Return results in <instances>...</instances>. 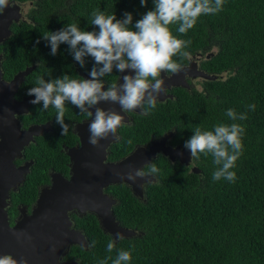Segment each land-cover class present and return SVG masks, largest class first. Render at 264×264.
I'll list each match as a JSON object with an SVG mask.
<instances>
[{"label":"trees","instance_id":"1","mask_svg":"<svg viewBox=\"0 0 264 264\" xmlns=\"http://www.w3.org/2000/svg\"><path fill=\"white\" fill-rule=\"evenodd\" d=\"M33 1L38 23L14 24L18 37L5 55L16 69L42 60L25 81L31 91L49 75L40 79L44 62L56 67L76 46L86 51L90 44L113 59L118 50L127 60L150 51L145 70L155 74L213 50L203 66L219 76L206 80L205 92L146 104L149 115L126 127L127 151L172 124L177 136L196 132L198 140L204 133L197 150L202 177L161 159L153 168L159 181L145 187L144 199L128 185H112L117 219L139 233L115 241L97 228L81 264H264V0ZM59 100L56 92L36 105L40 120H53L56 130L31 147L32 199L70 133L74 105Z\"/></svg>","mask_w":264,"mask_h":264},{"label":"flooded vegetation","instance_id":"2","mask_svg":"<svg viewBox=\"0 0 264 264\" xmlns=\"http://www.w3.org/2000/svg\"><path fill=\"white\" fill-rule=\"evenodd\" d=\"M12 7L16 8L18 6V13L20 14L19 20H13L11 29L14 24H20L22 22L38 23L35 19L39 15H34L32 12L33 0L27 1H17V0H7ZM9 6V7H11ZM2 8H0V11ZM11 37H18L11 32L9 36H5L3 40L0 41V69L2 72L1 78L5 82H10L16 74L24 71L28 67H33L32 71L24 76V79L19 85L18 90L14 93V98L18 101H22L25 97H31L36 95H44L40 100L31 102L27 106V110L21 113H15L16 118L20 123V130L27 131L34 127L33 139L29 144L25 145L21 155L15 156L13 163L17 168H28L29 170L22 174L20 179L16 182V185L11 187L8 191V195L2 204V209L0 210V235H4L10 232V228H14L15 225L23 218L28 217L33 213L36 200L42 188L50 186L52 184V178L58 174L62 175L67 179H71L75 174L76 162L67 153L70 148L82 147V139L79 134V128L88 124L90 126V141L91 146L103 157L104 163L119 162L124 159L127 155L133 152L135 149L144 148L150 150V147L155 142H161L165 139V145L167 147L174 148V154L172 157L166 155L163 151L157 152L156 156L152 158V161L145 164L140 169V174L147 175L155 178L152 181H147L144 183L145 187L150 183H155L159 181V177L153 168L158 165V163L163 160H168L170 164L177 167H186L188 171L195 172L198 175H203L201 162V157L197 155V150L199 145L202 144L205 139L204 133H198L200 138L196 140L195 134L192 137L188 136H177L176 131L178 125L172 124L171 128L165 131L160 136L151 135L148 141L135 142L133 147L127 151V131L126 127H133L138 123V119H143L149 115L148 109L145 108L146 104L165 102L169 99H176L181 94L194 95L196 92H205V86L207 78H203L198 74H184L179 81L180 85H171L165 91V93L155 92V99L147 98L141 99L139 109H134L130 105H123L122 111L127 115V120H121L120 124L115 129V137L112 139L111 136L104 138L106 118H105V108L98 105V101L102 96L104 99L108 98L109 95L115 91L120 83L123 73L126 70L125 65L131 63L133 60L139 57H146L145 63L140 66L139 70L134 74L135 83L143 88L157 82L163 75L171 77L177 70L182 67L192 66L196 68V71H204L209 73L203 66V62L214 55V51L210 50L207 52L197 51L195 53L188 54L185 63L180 64L172 70L166 69L165 66L161 67L157 74L150 70H145V67L149 61L150 51L141 50L138 55H135L132 59H125L126 51L118 50L113 52L107 50H101L97 52L94 50L93 44H90L89 50H83L77 47V51L72 52L70 55L60 58L59 64L54 66L48 65L44 62L45 67H42L43 73L40 79H43L45 73L49 71V75L46 76L45 82L42 84H37L35 90L31 91L29 87L25 86V81L38 64H41L42 60H34V64L27 65L24 68L16 69L14 65L6 64V52L10 43ZM99 54V55H98ZM112 54V55H111ZM113 63V66H112ZM62 64V65H61ZM67 64L68 66H64ZM64 67H69L66 68ZM71 68V69H70ZM196 71H194L196 73ZM55 74V79L53 80L50 75ZM35 74L34 76H36ZM52 82V83H51ZM57 92L59 97V103L61 104H71L74 105L72 110L74 114L70 119V133L62 137V141L59 142L61 146L62 155L59 154L56 161L52 163L54 165L49 166L40 173V181L37 184V194L35 198L32 199V194L29 188H26V183L29 175L32 173L33 168L36 164V157L30 156L34 154L31 147L33 145L37 146L40 144L41 140L48 133L55 131L54 121L51 119L40 120V112L37 111L36 105L40 103L48 102L54 93ZM66 92V94L64 93ZM164 94L166 97L164 100H160L159 95ZM42 127V130L37 134L35 129ZM59 132V131H57ZM61 133V131H60ZM104 138V139H103ZM1 140V137H0ZM40 140V141H39ZM99 144L97 145V143ZM108 142L105 148V158L102 151L103 145ZM97 147V149H96ZM95 153V151H94ZM95 154L91 155V158ZM181 165V166H180ZM151 169H148V167ZM197 168V171H194ZM128 185L125 182L112 183L104 188V192L116 199V204L119 200L111 193L110 187L112 185ZM24 188V192H23ZM131 188V187H130ZM132 191V190H131ZM134 194V192L132 191ZM135 195V194H134ZM136 196V195H135ZM138 197V196H137ZM144 196L139 199H144ZM115 204V205H116ZM114 205V206H115ZM70 220L72 222L71 227L75 230L80 231L84 238L85 243L83 244H70L59 258L60 264H81L86 253L93 248V243L91 241V234L97 228L105 232L100 226V220L96 213L91 210L81 211L79 209L70 210L68 212ZM117 218V217H116ZM118 220V219H117ZM120 222V221H119ZM121 224V222H120ZM112 237V236H111ZM113 238V237H112ZM123 237L115 239V241L120 240ZM15 245L12 241H0V252L1 251H11ZM16 255V252H15ZM14 258L13 252L0 253V264H10Z\"/></svg>","mask_w":264,"mask_h":264},{"label":"water","instance_id":"3","mask_svg":"<svg viewBox=\"0 0 264 264\" xmlns=\"http://www.w3.org/2000/svg\"><path fill=\"white\" fill-rule=\"evenodd\" d=\"M10 4L7 0H0V8H2L0 41L11 34L13 20H19L18 6L16 9ZM145 61L146 57H139L126 64V70L117 89L108 98L104 99L102 96L98 101V105L105 108L104 138L111 136L114 139L116 127L121 120H127V115L121 110L123 105L139 109L141 99H155V92L165 93L171 85H180L181 81L178 78L187 73L198 74L207 79L219 77L217 74L196 71L195 67L187 66L177 70L171 77L166 78L163 75L157 82L141 88L135 83L134 74ZM32 69L33 67H28L19 72L10 82H5L1 78L0 69V210L9 189L16 185L24 170L25 172L29 170L27 167L17 168L13 159L21 155L24 146L33 139L34 127L27 131L20 130V123L15 113L26 111L31 102L45 96L25 97L22 101H18L14 98V93L24 76ZM165 97L164 94L159 95L160 100H164ZM41 130L42 127H39L35 132L38 134ZM79 134L82 147L78 149L73 147L67 152L76 162L75 174L72 178L67 179L56 174L52 178V184L40 191L33 213L21 219L14 228H10L8 235H0V241L15 242L11 251L0 252L14 253L10 264H60L59 258L70 244L85 243L83 234L71 227L72 222L68 212L74 209L91 210L96 213L100 226L115 239L133 237L139 233L134 228L120 224L114 210L116 199L105 193L104 188L112 183L125 182L130 184L136 196L143 197L144 183L155 178L140 174V169L150 163L159 151L172 157L174 148L167 147L163 139L161 142H155L150 150L138 148L119 162L104 163L103 157L91 146L90 126L86 124L80 127ZM107 144L108 142L102 147L104 158ZM92 154H95V161L94 156L91 158ZM194 171H197V168H194ZM23 176L24 173L22 178Z\"/></svg>","mask_w":264,"mask_h":264},{"label":"bare ground","instance_id":"4","mask_svg":"<svg viewBox=\"0 0 264 264\" xmlns=\"http://www.w3.org/2000/svg\"><path fill=\"white\" fill-rule=\"evenodd\" d=\"M12 4V3H11ZM21 85V84H20ZM170 157V156H169Z\"/></svg>","mask_w":264,"mask_h":264}]
</instances>
